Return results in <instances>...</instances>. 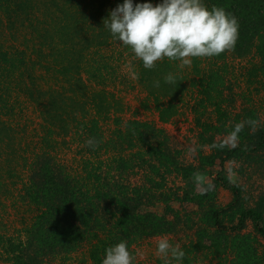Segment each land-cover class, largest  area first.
Instances as JSON below:
<instances>
[{"label": "trees", "instance_id": "1", "mask_svg": "<svg viewBox=\"0 0 264 264\" xmlns=\"http://www.w3.org/2000/svg\"><path fill=\"white\" fill-rule=\"evenodd\" d=\"M123 2L0 0V115L11 116L21 97L37 112L41 131L37 141L30 142V148L23 131L0 119V216L4 200L11 198L17 185L21 202L35 211L30 224L24 228V242L5 236L0 229V264H49L48 258L68 259L81 245H86L85 263L88 260L91 264H102L105 250L121 240H127L130 248L140 239L172 231V223L165 217L139 211L142 201L137 191L132 193L126 187L101 181L87 167L83 169L84 176L74 177L58 165L52 154L56 139L64 141L75 124L87 136L100 120L108 119L119 107L113 94L88 88L82 71L91 50L118 42L103 28L102 21ZM148 2L157 4L162 0ZM204 3L209 8L224 7L238 18L240 25L235 49L210 59L222 61L227 53L237 59L256 56L258 61L251 69V77L254 80L260 77L264 87V0H204ZM177 64L165 59L148 70L141 61L136 62L137 82L152 99L160 124L177 115L174 102L188 88L186 78L176 72ZM198 64V58H194L192 68L194 78L199 80L200 93L221 114V104L214 102L213 97L214 93L220 94L216 92L217 73L203 74ZM168 72L177 74V85L164 83L163 77ZM155 80H160L159 88L153 87ZM234 124L223 121L215 131L225 135ZM125 129L149 154H159L146 142L152 131L150 127L131 122ZM249 130L245 126L240 133L238 147L222 150L210 147L220 140H215L213 135L203 138L202 132L200 146L206 147L208 153L199 151L196 167H179L173 163L176 171L187 179L216 163L222 167L242 150L264 148V126L250 134ZM158 162L162 163L160 158ZM25 168L27 179L24 181L19 171ZM215 185L229 190L233 198L225 207L210 208L208 224L215 236L209 238V243L195 241L181 245L185 252L182 264H193L197 254L219 262L230 258V264H264V243L260 241L264 240V204L261 209L245 210L241 207L238 186L227 177H217ZM226 209L232 212L229 223L236 221L230 228L222 224L221 216L227 215ZM247 221L252 223L254 235L242 233ZM155 264L163 262L158 258Z\"/></svg>", "mask_w": 264, "mask_h": 264}, {"label": "rangeland", "instance_id": "2", "mask_svg": "<svg viewBox=\"0 0 264 264\" xmlns=\"http://www.w3.org/2000/svg\"><path fill=\"white\" fill-rule=\"evenodd\" d=\"M136 3H147V0H133V4ZM198 61L201 73H217L219 80L216 92L220 94L214 93L213 97L214 102L221 104V114H217L200 93L201 87L198 78H194L195 70L192 65L180 69L177 64L176 72L186 78L188 88L174 102L177 115L169 122L160 124L152 99L138 84L137 78H134L137 60L131 50L119 42L96 51L91 50L87 55L82 78L88 88L104 89L113 94L119 107L108 119L100 120L87 136L75 124L72 133L64 141L56 139L52 152L58 165L74 177L84 176L83 169L87 167V171L98 174L101 181L126 187L132 193L137 191L142 201L139 211L165 217L172 223V231L166 235L173 243L178 242L180 245L195 241L207 244L209 238L215 236L213 228L208 224L210 208L225 207L233 198L229 190L215 185L217 177L228 178L226 169L229 162H234L231 183L240 188L241 207L245 210L261 209L264 204V148L258 151L242 150L238 157L224 162L222 167L216 163L197 171L215 185L213 191L204 195L199 194L194 182L197 172L183 179L173 165L196 167L199 151L207 154L208 150L206 147H199L196 156L190 157L187 155V148L200 146L202 132L205 135L203 138L213 135L215 140H221L224 135H218L215 130L223 121L226 124H236L252 117L260 121V126H264L262 79L258 77L254 80L251 77V69L258 61L256 56L251 54L237 59L227 53L222 61L215 62L210 58H198ZM191 80H194V86L192 82L190 84ZM15 106L11 116L0 115V119L14 125L21 133L23 131L28 144L32 140L33 143L36 142L41 134L37 112L21 97H18ZM131 122H138L152 129L146 142L159 154H149L146 147L139 146L140 143L130 137L125 126ZM251 131L250 129L248 133ZM90 138L98 141L95 148L85 143ZM29 147H32L31 143ZM114 156L117 159L114 160ZM159 158L163 165L159 164ZM19 172L25 181L26 168ZM19 189L20 186L17 185L11 198L4 200L0 229L5 236L24 242V228L30 224L35 211L21 202L17 194ZM185 198L192 201H185ZM226 210L227 215L221 216L222 224L230 228L236 221L229 223L228 218L232 212ZM242 233L254 235L250 221L246 222ZM160 236L163 235L140 239L131 245L133 253L137 249L144 253L142 258L138 257L136 264H155L158 259L155 255V240ZM260 241L264 243V240ZM85 253L86 245H81L68 259L57 256L46 261L49 264H91L88 260L84 262ZM229 260L230 258L219 262L197 254L193 264H230Z\"/></svg>", "mask_w": 264, "mask_h": 264}, {"label": "clouds", "instance_id": "3", "mask_svg": "<svg viewBox=\"0 0 264 264\" xmlns=\"http://www.w3.org/2000/svg\"><path fill=\"white\" fill-rule=\"evenodd\" d=\"M103 28L125 48H129L134 58L141 61L145 69H154L158 62L167 59L178 62L183 69L192 65L194 58H212L227 51H233L239 39V20L222 6L210 8L204 0H162L161 3H136L124 0L103 19ZM134 78H138L134 74ZM164 83L178 84V76L168 72ZM161 86L160 80L153 82L154 88ZM248 126L255 132L260 121L246 119L232 126L219 142L210 145L214 149H235L239 145L240 133ZM95 148L98 141L90 138L85 142ZM201 146H189L187 155L195 157ZM234 162H229L227 173L231 182L234 176ZM194 182L199 194L213 191L215 185L197 172ZM155 255L163 264H182L185 252L180 243H173L167 235L155 240ZM143 251L130 250L127 240L109 246L105 250L102 264H136Z\"/></svg>", "mask_w": 264, "mask_h": 264}]
</instances>
